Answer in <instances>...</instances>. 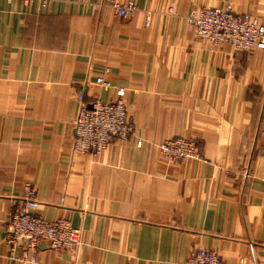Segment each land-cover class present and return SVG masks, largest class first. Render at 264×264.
I'll return each mask as SVG.
<instances>
[{
  "label": "crops",
  "instance_id": "0c3cea01",
  "mask_svg": "<svg viewBox=\"0 0 264 264\" xmlns=\"http://www.w3.org/2000/svg\"><path fill=\"white\" fill-rule=\"evenodd\" d=\"M133 1L118 17L109 0H0V264H174L199 248L264 264V50L187 22L204 6L264 22V0ZM117 86L133 136L73 154L77 92L109 101ZM179 136L198 157L161 153ZM32 190L34 213L82 230L77 251L42 241L33 263L6 242L12 201Z\"/></svg>",
  "mask_w": 264,
  "mask_h": 264
},
{
  "label": "built area",
  "instance_id": "2783aa9c",
  "mask_svg": "<svg viewBox=\"0 0 264 264\" xmlns=\"http://www.w3.org/2000/svg\"><path fill=\"white\" fill-rule=\"evenodd\" d=\"M10 1V0H9ZM43 6L48 0H41ZM118 17H128L137 10L133 0H109ZM168 8L167 12H172ZM198 37L217 44L226 43L234 51L264 50V22L253 15L236 13L231 8L204 6L192 9L187 15ZM95 83L108 87L110 83L103 75L95 77ZM126 88L117 86L115 97L106 101L101 97L85 100L84 92H77L78 111L74 120L73 154H102L117 140H127L134 133L128 118L125 100ZM138 141V145H141ZM161 153L171 162L179 163L196 158L198 146L192 139L172 137L159 144ZM39 205L34 190L21 201H12L11 217L6 242L15 248L22 242L27 244V254L32 253V262H38V246L47 241L57 251L75 252L79 249L83 232L65 218L46 219L34 213ZM174 264H230L215 250L199 248L187 259Z\"/></svg>",
  "mask_w": 264,
  "mask_h": 264
},
{
  "label": "water",
  "instance_id": "95a60500",
  "mask_svg": "<svg viewBox=\"0 0 264 264\" xmlns=\"http://www.w3.org/2000/svg\"><path fill=\"white\" fill-rule=\"evenodd\" d=\"M47 242V241H46ZM49 243V242H48Z\"/></svg>",
  "mask_w": 264,
  "mask_h": 264
}]
</instances>
